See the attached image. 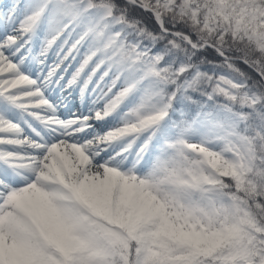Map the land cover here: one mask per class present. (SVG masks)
Masks as SVG:
<instances>
[{
    "label": "snow or ice",
    "instance_id": "obj_1",
    "mask_svg": "<svg viewBox=\"0 0 264 264\" xmlns=\"http://www.w3.org/2000/svg\"><path fill=\"white\" fill-rule=\"evenodd\" d=\"M0 264H264V0H0Z\"/></svg>",
    "mask_w": 264,
    "mask_h": 264
}]
</instances>
